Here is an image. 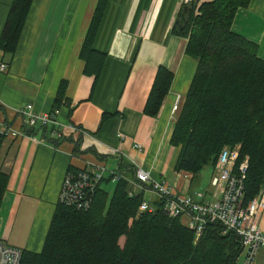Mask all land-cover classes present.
I'll return each instance as SVG.
<instances>
[{"label": "crops", "instance_id": "1", "mask_svg": "<svg viewBox=\"0 0 264 264\" xmlns=\"http://www.w3.org/2000/svg\"><path fill=\"white\" fill-rule=\"evenodd\" d=\"M10 3L0 0V33ZM96 3L33 0L8 70L0 74V121L18 129L21 123L13 110L25 105H32L37 113H51L62 81L71 111L67 118L68 109L60 107L57 120L63 136L73 142L54 147L49 141L24 136L2 143L0 170L8 175V182L0 204V239L21 250L42 249L69 169L77 171L96 161L129 181L140 168L182 194L191 184L180 177L184 172H174L178 151L170 144L175 96L185 98L196 68V62L185 55L187 39L173 33L183 0H109L95 41V48L107 57L92 88L94 79L83 74L79 51ZM231 30L257 44L258 57L264 61V0H251L247 8L239 9ZM159 66L168 69L173 79L158 115L151 118L143 108ZM72 125L84 134L72 133ZM260 229L264 235V211ZM255 264H264V250Z\"/></svg>", "mask_w": 264, "mask_h": 264}, {"label": "trees", "instance_id": "2", "mask_svg": "<svg viewBox=\"0 0 264 264\" xmlns=\"http://www.w3.org/2000/svg\"><path fill=\"white\" fill-rule=\"evenodd\" d=\"M200 1H184L182 7H188L186 24L179 29L181 7L173 28L174 34L187 39L185 55L196 62L170 138L171 146L178 151L173 170L194 178L206 167L213 170L223 148L239 147L237 164L247 158L242 200L245 206L264 185V61L258 57L257 44L233 32L231 26L237 11L247 8L251 0ZM108 2L97 0L79 51L83 74L94 79L92 88L107 57L106 52L95 48V41ZM32 3L11 0L0 33V61L7 65ZM136 54L137 48L133 56ZM172 79L168 69L158 67L144 115H158ZM65 92L66 83L62 81L51 114L56 115L64 107L68 118L71 111ZM51 130L46 126L22 129L25 136L49 141L54 147L66 140L73 142L70 137L50 138ZM4 140L0 134V149ZM74 144L77 154L79 149ZM7 182L8 175L0 170V204ZM107 182H111L110 177L101 181L88 210L57 203L42 249L22 250L19 264H238L241 245L234 232L223 233L220 224L207 223L195 240L194 232L178 218L163 213L160 200L153 202L154 212L138 213L143 194L129 197L128 179L123 177L114 182L109 195L102 187Z\"/></svg>", "mask_w": 264, "mask_h": 264}, {"label": "built area", "instance_id": "3", "mask_svg": "<svg viewBox=\"0 0 264 264\" xmlns=\"http://www.w3.org/2000/svg\"><path fill=\"white\" fill-rule=\"evenodd\" d=\"M194 15H198L197 10L194 11ZM7 70L8 65L0 61V74L6 73ZM183 102L181 95L175 96L170 115L172 122H175ZM13 115L21 125L17 129L10 122L1 120L0 134L5 138L17 140L25 136L23 127L37 126H46L50 130L55 128V131H50V138L63 136L62 125L57 120L58 112L56 115L37 113L32 105H25L14 109ZM69 129L72 133L84 134L82 129L74 125L69 126ZM118 137L123 139L122 134H118ZM238 152L239 147L222 149L212 170L210 193L196 192L195 196L179 193L176 186L170 185L165 180H153L147 172L136 168L134 179L128 180L130 186L128 195L130 197L142 193L148 194L155 201L160 200L163 213L168 218H178L185 228L194 232L195 240L200 237L207 223L220 224L224 229L223 233L232 231L239 238L241 264H255L257 254L264 250V235L259 226L264 211V185L257 196L244 206L243 183L247 158L237 164ZM105 177H110L113 182L123 178L117 170L107 169L103 163L96 161L87 163L83 169L67 171L60 185L57 203L76 210H88L93 193ZM186 182L190 184V177L186 178ZM154 210L153 202L145 198L138 207V213H152ZM21 253V249L8 245L0 239V264H19Z\"/></svg>", "mask_w": 264, "mask_h": 264}, {"label": "rangeland", "instance_id": "4", "mask_svg": "<svg viewBox=\"0 0 264 264\" xmlns=\"http://www.w3.org/2000/svg\"><path fill=\"white\" fill-rule=\"evenodd\" d=\"M3 74H5V73H3ZM171 125H174V123L171 122ZM211 175H212V170L210 167L204 168L194 178H192V175H191V177H190V183L191 184H190L189 188L187 189L186 195L195 196L196 192L210 193L211 192V187H210ZM189 176H190L189 173H183L182 176H180V177L184 181H186V178L188 179ZM114 186H115V183H110V182L108 183L107 182L102 187L109 193V195H111ZM259 226H260V221H259ZM123 244H124V237L120 238V240H119V245L121 247L123 246ZM240 262H241V258L239 257L238 264Z\"/></svg>", "mask_w": 264, "mask_h": 264}, {"label": "water", "instance_id": "5", "mask_svg": "<svg viewBox=\"0 0 264 264\" xmlns=\"http://www.w3.org/2000/svg\"><path fill=\"white\" fill-rule=\"evenodd\" d=\"M188 7H182V11L180 13L179 19V29H181L186 24V15H187Z\"/></svg>", "mask_w": 264, "mask_h": 264}]
</instances>
